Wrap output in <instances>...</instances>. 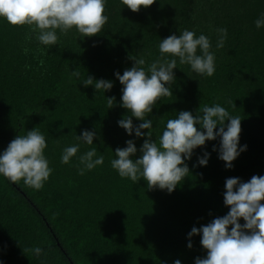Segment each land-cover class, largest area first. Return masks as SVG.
Wrapping results in <instances>:
<instances>
[{
    "label": "trees",
    "instance_id": "1",
    "mask_svg": "<svg viewBox=\"0 0 264 264\" xmlns=\"http://www.w3.org/2000/svg\"><path fill=\"white\" fill-rule=\"evenodd\" d=\"M261 13L264 0H156L138 13L121 0H107L109 20L101 34L81 39L72 31L52 47L27 42V26L0 19V154L17 135L38 128L53 169L39 191L0 176V264H195L205 257L201 236L191 238L189 249L188 234L228 213L226 179L264 176V27L255 26ZM217 28L228 32L220 49ZM185 29L211 39L216 71L201 76L177 63L173 95L161 98L148 117L153 139L180 111L195 115L201 105L218 103L242 119L239 146L247 149L226 169L218 158L219 138L207 141L185 161L190 175L175 191H149L145 181L133 183L111 167L117 147L133 140L139 158L146 138L129 136L118 125L130 113L121 107L123 86L115 73L132 67L131 56L155 60L160 40ZM37 47L46 54H37ZM76 69L80 78L71 76ZM89 75L113 88L103 93L84 87ZM112 96L109 109L106 98ZM141 122L133 117L134 125ZM84 130L96 132L93 145L81 142L77 157L62 164L63 148L77 143ZM92 147L104 164L81 176L73 165ZM204 152L208 163L200 166ZM34 246L47 256L27 251Z\"/></svg>",
    "mask_w": 264,
    "mask_h": 264
},
{
    "label": "clouds",
    "instance_id": "2",
    "mask_svg": "<svg viewBox=\"0 0 264 264\" xmlns=\"http://www.w3.org/2000/svg\"><path fill=\"white\" fill-rule=\"evenodd\" d=\"M121 3L138 13L141 8H150L156 0H121ZM106 6L107 0H0V19L13 27L27 26V42L35 39L38 45L52 47L61 42V36L72 31L81 39L101 34L109 20L105 14ZM255 26L257 29L264 27V13L255 20ZM215 31L218 34L216 48H223L227 29L217 28ZM158 47L160 55L155 60L148 63L143 56H131L132 67L123 75L115 73L123 86L121 107L130 113L119 120L118 125L129 136L134 133L137 138L145 135L146 138L139 149V158H135L138 151L135 142L128 140L126 147L115 149L116 158L110 163L121 178L133 183L143 180L149 191L158 188L171 194L190 175L185 161L190 160L194 150L203 148L207 141L219 138L218 158L225 163L226 169L233 168V162L247 146H239L242 119L231 115L218 103L201 105L195 115L180 111L175 118L167 120L162 134L153 139V121L148 117L161 98L173 95L170 85L175 82L177 63L190 66L201 76L211 77L216 71L211 39L203 33L197 36L194 31L185 29L179 36L173 34L160 40ZM23 51L27 55L29 49L25 47ZM36 52L46 54L41 47H37ZM43 63L41 60V66ZM29 67L25 66L26 69ZM71 76L80 78L81 73L76 69ZM82 85L86 88L94 86L96 92L103 93L113 88L111 81L95 80L90 75L82 80ZM115 100L114 96L106 98L109 109L114 107ZM133 117L142 122L134 125ZM96 138L95 131L84 130L76 136L77 143L63 148L61 163L70 164L80 152L81 142L93 145ZM56 143L59 144V140ZM47 147L46 137L38 128L17 135L0 154V176L13 184L23 181L33 190H42L53 173L45 156ZM213 151L217 148L214 147ZM208 158L209 153L204 152L203 158H198V164L207 166ZM104 159V155H98L97 148L92 147L79 155L73 166L83 176L102 166ZM225 189L224 204L229 208L228 213L200 228L193 227L188 234L189 249L193 247L191 238L199 235L206 251L205 257L195 259V264H264V176L253 175L247 182L236 177L228 178ZM27 251L37 258L47 256L39 246ZM175 264L180 261L176 260Z\"/></svg>",
    "mask_w": 264,
    "mask_h": 264
}]
</instances>
